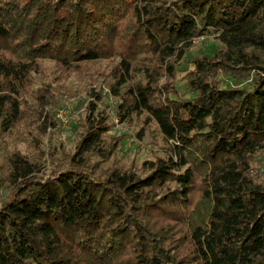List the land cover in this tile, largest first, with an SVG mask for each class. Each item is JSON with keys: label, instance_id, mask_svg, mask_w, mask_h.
<instances>
[{"label": "trees", "instance_id": "1", "mask_svg": "<svg viewBox=\"0 0 264 264\" xmlns=\"http://www.w3.org/2000/svg\"><path fill=\"white\" fill-rule=\"evenodd\" d=\"M211 32L223 48L192 57L183 95L177 60ZM114 55L115 92L136 62L142 72L121 118L145 111L170 153L134 168L91 164L86 153H111L102 113L47 177L16 151L0 264H264V179L252 166L264 150V0H0L1 123L19 118L16 93L38 58ZM182 217L189 236L173 229Z\"/></svg>", "mask_w": 264, "mask_h": 264}, {"label": "rangeland", "instance_id": "2", "mask_svg": "<svg viewBox=\"0 0 264 264\" xmlns=\"http://www.w3.org/2000/svg\"><path fill=\"white\" fill-rule=\"evenodd\" d=\"M219 48H223V44L213 32L200 35L177 60L176 84L183 95L192 93L185 76L195 67L192 57ZM119 60V56L114 55L66 65L50 57L37 59L36 68L16 93L21 107L19 118L9 128L0 121V204L13 187L11 158L16 151L33 162L36 167L33 173L47 177L67 164L70 155L78 149L91 116L98 113L105 114L111 125L103 134L101 151L111 153L109 156H100L97 150L86 153L91 164L134 168L170 153L171 141H167L158 124L145 111L121 118L124 92L142 72L136 62L130 80L121 87L116 84L119 93L115 92L112 85L119 78ZM219 75L223 80L229 78L225 72ZM252 166L264 179V150L255 155ZM193 199L196 201L198 194ZM187 226V220L182 217L173 229L187 232L189 236ZM188 236L179 240L183 249L191 248Z\"/></svg>", "mask_w": 264, "mask_h": 264}]
</instances>
